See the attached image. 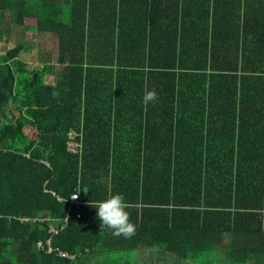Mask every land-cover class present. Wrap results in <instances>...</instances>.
I'll use <instances>...</instances> for the list:
<instances>
[{
	"label": "trees",
	"instance_id": "1",
	"mask_svg": "<svg viewBox=\"0 0 264 264\" xmlns=\"http://www.w3.org/2000/svg\"><path fill=\"white\" fill-rule=\"evenodd\" d=\"M4 13L17 41L0 29V264L148 248L264 264V0H0ZM26 17L56 39L31 68ZM117 192L131 238L90 206Z\"/></svg>",
	"mask_w": 264,
	"mask_h": 264
},
{
	"label": "crops",
	"instance_id": "2",
	"mask_svg": "<svg viewBox=\"0 0 264 264\" xmlns=\"http://www.w3.org/2000/svg\"><path fill=\"white\" fill-rule=\"evenodd\" d=\"M9 16L7 13H4L1 20H0V29L3 31V37L6 38L10 43L9 45L13 44L14 42L17 41V34H15L14 29L8 30L9 27ZM29 25V26H27ZM18 36L23 39L26 43L27 49L24 51L22 50L20 52V58L23 60L29 62V64L35 66L38 64V55L39 52H44L47 51V55L50 57H54L56 55V52L53 53V50L50 51V48H46L44 44V39L50 38L49 33H37L35 30V22L33 18L26 17L24 18L23 24L21 25L20 28H17ZM8 45V46H9ZM45 82L48 84H53V78L51 75H45ZM157 249L154 248H148V249H142V250H136L138 253V258L141 259L143 258L144 255L142 253H146L147 251L154 252ZM135 251V252H136ZM158 251V250H157ZM154 254L157 256L158 253L154 252ZM169 255V254H168ZM170 259H172L173 256L169 255ZM160 257H162L160 255ZM221 258V257H220ZM220 258L218 261H221ZM164 260V259H163ZM180 261V260H178ZM184 264H195V259L192 257L188 258L186 261H182ZM120 264H132L131 261H128L127 258L123 260ZM167 264H175V260H171L170 262L168 261ZM218 264H223V263H218Z\"/></svg>",
	"mask_w": 264,
	"mask_h": 264
},
{
	"label": "clouds",
	"instance_id": "3",
	"mask_svg": "<svg viewBox=\"0 0 264 264\" xmlns=\"http://www.w3.org/2000/svg\"><path fill=\"white\" fill-rule=\"evenodd\" d=\"M157 100L155 90L146 91L143 102L148 104ZM78 195L73 196L76 199ZM90 206L97 209V218L101 221V228L105 226L112 229L113 236L131 238L137 232V226L130 221V213L126 210L127 203L123 193L110 194L102 201H90Z\"/></svg>",
	"mask_w": 264,
	"mask_h": 264
},
{
	"label": "rangeland",
	"instance_id": "4",
	"mask_svg": "<svg viewBox=\"0 0 264 264\" xmlns=\"http://www.w3.org/2000/svg\"><path fill=\"white\" fill-rule=\"evenodd\" d=\"M29 26V25H27ZM50 38H46L44 39V44H45V47L47 48H50V51L53 50V53L56 52V39L53 35H49ZM7 46L5 44H0V52H4L5 48ZM30 68L31 67H34L33 65L29 64ZM154 252L158 253V255L156 256L154 254ZM150 251V252H146V253H142L144 255V257L141 259L138 258V253L137 251H132V252H128L126 253V256H127V260L128 261H131L132 264H167L168 261L170 262L172 259L175 260V264H184V262L182 261H178L177 259H175L174 257H172V259H170V256L166 253H164L163 251H160V250H156V251ZM160 255L162 257H160ZM219 253H216L215 255L213 254H207L204 258L206 260V258L209 257V260L212 261V262H209L208 264H217L218 262V258L220 257ZM215 256V257H214ZM217 256V257H216ZM164 259V260H163Z\"/></svg>",
	"mask_w": 264,
	"mask_h": 264
},
{
	"label": "built area",
	"instance_id": "5",
	"mask_svg": "<svg viewBox=\"0 0 264 264\" xmlns=\"http://www.w3.org/2000/svg\"><path fill=\"white\" fill-rule=\"evenodd\" d=\"M80 136V133H77L75 131H70L68 133V137H67V142H66V146H67V150L72 152V153H76V152H80V141L76 139V137ZM77 193L71 194L70 199H69V203L72 202H77L78 197L76 199H73V196H76ZM65 221V220H64ZM49 231L55 232V230L53 228H50ZM37 247L40 249H44L46 252H51L53 250H57L56 248H52V246L50 245L49 240L47 239L44 243L42 242H37ZM60 256H64V257H72L71 255H67L65 252H59L58 253Z\"/></svg>",
	"mask_w": 264,
	"mask_h": 264
}]
</instances>
